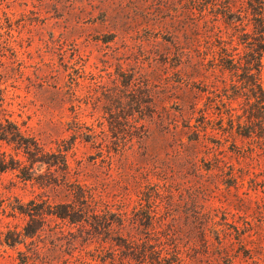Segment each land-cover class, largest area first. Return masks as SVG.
<instances>
[{"label": "rangeland", "instance_id": "1", "mask_svg": "<svg viewBox=\"0 0 264 264\" xmlns=\"http://www.w3.org/2000/svg\"><path fill=\"white\" fill-rule=\"evenodd\" d=\"M249 2L0 0V264H264Z\"/></svg>", "mask_w": 264, "mask_h": 264}, {"label": "trees", "instance_id": "2", "mask_svg": "<svg viewBox=\"0 0 264 264\" xmlns=\"http://www.w3.org/2000/svg\"><path fill=\"white\" fill-rule=\"evenodd\" d=\"M250 9L255 12L254 14L258 17V22H260V25L262 27V32H264V0H250L249 2ZM253 15V14H252ZM262 103V102H260ZM10 135H12L13 141L17 142L18 139H23L20 132L15 127V131L12 129L7 130ZM8 139V136L6 138V141ZM37 162L44 163L43 161L38 160ZM7 169V167L3 166L2 170Z\"/></svg>", "mask_w": 264, "mask_h": 264}]
</instances>
